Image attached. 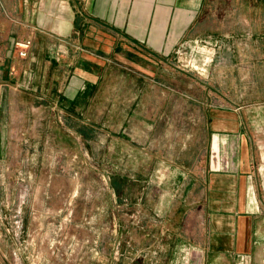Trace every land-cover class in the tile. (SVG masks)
<instances>
[{"label": "rangeland", "instance_id": "1", "mask_svg": "<svg viewBox=\"0 0 264 264\" xmlns=\"http://www.w3.org/2000/svg\"><path fill=\"white\" fill-rule=\"evenodd\" d=\"M223 5L211 3L214 35L138 66L81 64L73 46L71 77L7 81L0 264L213 262L203 252L210 113L236 110L256 164L264 157V9L261 26Z\"/></svg>", "mask_w": 264, "mask_h": 264}, {"label": "crops", "instance_id": "2", "mask_svg": "<svg viewBox=\"0 0 264 264\" xmlns=\"http://www.w3.org/2000/svg\"><path fill=\"white\" fill-rule=\"evenodd\" d=\"M214 2L224 3V14L238 12L262 26L264 0H0V98L7 81L15 89L21 77H71L73 46L84 51L81 64L101 55L138 66L135 58L150 61L214 35ZM24 41L31 42L28 55L18 58L13 43ZM209 118L204 256L214 259L210 264H264V157L256 164L236 110Z\"/></svg>", "mask_w": 264, "mask_h": 264}, {"label": "built area", "instance_id": "3", "mask_svg": "<svg viewBox=\"0 0 264 264\" xmlns=\"http://www.w3.org/2000/svg\"><path fill=\"white\" fill-rule=\"evenodd\" d=\"M30 44H31L30 41L13 43V53L18 58H26L28 55V50L30 48Z\"/></svg>", "mask_w": 264, "mask_h": 264}]
</instances>
